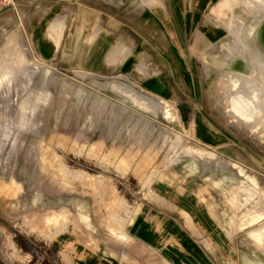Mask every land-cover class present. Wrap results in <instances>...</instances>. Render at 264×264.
<instances>
[{"label": "rangeland", "instance_id": "1", "mask_svg": "<svg viewBox=\"0 0 264 264\" xmlns=\"http://www.w3.org/2000/svg\"><path fill=\"white\" fill-rule=\"evenodd\" d=\"M214 12L226 28L224 40L209 41L201 31L181 46L164 38L159 48L163 55L152 63L138 62L136 70L119 63L86 69L81 64L94 63L62 61V47L57 50L63 23L56 17L4 33L2 264H167L131 240L126 227L142 190L178 162L195 170L193 160L199 158L235 172L226 179L220 221L224 235L214 241L216 250L224 252L212 255V264L218 258L226 264H264V50L253 39L254 27L264 18V0H220ZM230 59L237 65L246 62L249 71L236 77L223 72ZM187 70L197 71L193 80L203 89L194 95L195 104L212 121L231 122L233 126L216 128L257 152L258 165L249 158L248 165L221 159L198 139L196 126L180 121L169 95L154 91V78L142 82L154 71L180 75ZM171 82L182 87L179 77ZM126 87L148 102L134 103ZM239 90L246 101L250 98L255 111L251 121L227 116L222 97ZM256 103L260 107H253ZM165 106L175 117L165 116Z\"/></svg>", "mask_w": 264, "mask_h": 264}, {"label": "crops", "instance_id": "2", "mask_svg": "<svg viewBox=\"0 0 264 264\" xmlns=\"http://www.w3.org/2000/svg\"><path fill=\"white\" fill-rule=\"evenodd\" d=\"M219 1L16 0L13 5L0 2V40L11 29H31L32 23L44 24L56 17L63 23L57 50L61 52L62 47V61L94 63L93 67L81 64L86 69L119 63L136 70L138 62L152 63L158 60L157 55H163L159 48L164 38L175 46L184 45L194 31H201L209 41L223 39L226 28L214 17ZM196 73L154 71L144 75L142 82L154 78V91L169 95L176 103L180 121L196 126L198 139L221 159L248 165L249 158L258 165L257 152L247 149L231 132L216 128L233 126L231 122H214L195 104L194 95L203 92L193 80ZM178 77L182 87L171 82ZM193 161L197 164L195 170L183 161L178 162L157 176L149 189L142 190L126 227L131 240L167 264H212V255L224 252L220 243L216 250L214 241L224 235L220 221L226 207V179L235 172L221 163L200 158ZM3 260L0 252V264ZM221 262L226 264L218 258V264Z\"/></svg>", "mask_w": 264, "mask_h": 264}, {"label": "bare ground", "instance_id": "3", "mask_svg": "<svg viewBox=\"0 0 264 264\" xmlns=\"http://www.w3.org/2000/svg\"><path fill=\"white\" fill-rule=\"evenodd\" d=\"M238 21L240 22V20H238ZM254 28H255V32H254V36H253L254 38L253 39L257 43V45H259V48L261 50H264V18ZM222 40H224V39H222ZM228 43H230V42L228 41ZM229 46H230V44H229ZM241 51H243V52L245 51V46L242 47ZM25 60H26V58H25ZM225 68L223 69L224 71L223 70L222 71L223 72L230 71V72H232V74L234 75V77H236V75L239 74L240 72H247V71H249V66H248V64L246 62H244L243 64L240 63L239 65H237L236 62H234L232 59L229 60V63L227 64V66ZM237 79H239L238 76H237L236 81H235V84H234L235 87L239 84L238 83L239 80H237ZM12 81H13V79H12ZM10 82L11 81H9V83ZM241 82H243V81L240 80V84H241ZM11 84H9V86ZM125 91L127 92V96H130L132 98V100L134 101V103H137L138 105H139V103H141V99H143V102L147 100L143 96L141 97V95L139 93H137V92H135V91H133V90L127 88V87H126V90ZM115 92H117V91H115ZM126 92H125V94H126ZM239 92H240V90L232 93L229 96L222 97L223 100H224V102H226V107L228 108V110L226 112L227 113V116H229V117H231L233 119H235L237 117H241L243 119H246V120L249 119L251 121L253 118H255V111L252 110V108L250 107V104L248 102L250 100V98H247L248 101H246L244 98H242L243 96H241L240 94H237ZM147 102L148 101H146V103ZM146 105H148V104H146ZM140 106H143V105L140 104ZM253 107H255V108L260 107L259 106V103L253 104ZM143 108H145V107H143ZM146 109H147V107H146ZM163 111H164L165 116H169L168 118H170V115H172V113H173L172 112L173 109H171L169 106H165L163 108ZM230 111H231V113H230ZM172 117H175L174 113H173V116ZM262 131L264 132V130H262ZM201 158H202V156H201ZM203 158L206 159V157H203ZM244 256H246V255H244ZM244 259L246 260L245 257H244ZM246 264H248V263H246Z\"/></svg>", "mask_w": 264, "mask_h": 264}, {"label": "built area", "instance_id": "4", "mask_svg": "<svg viewBox=\"0 0 264 264\" xmlns=\"http://www.w3.org/2000/svg\"><path fill=\"white\" fill-rule=\"evenodd\" d=\"M4 5H13L16 0H0Z\"/></svg>", "mask_w": 264, "mask_h": 264}]
</instances>
